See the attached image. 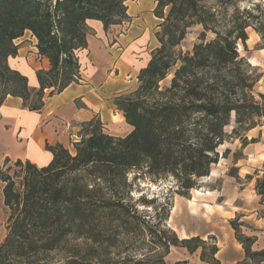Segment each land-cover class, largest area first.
<instances>
[{"label": "trees", "instance_id": "obj_1", "mask_svg": "<svg viewBox=\"0 0 264 264\" xmlns=\"http://www.w3.org/2000/svg\"><path fill=\"white\" fill-rule=\"evenodd\" d=\"M125 1L0 0V104L7 95L19 96L38 110L45 89L53 94L78 82L86 20L101 21L105 30L127 22ZM238 1L156 0L159 46L139 70L137 88L114 98L130 132L110 135L93 117L81 124L72 150L47 145L49 163L17 159L13 175L11 166H0L2 203L9 211L0 264H166L170 245L191 253L200 249L206 264H221L213 236L168 235L160 223L146 220L130 192L137 178L164 175L175 180L180 194L187 193L218 162L232 112L237 126L264 117V93H253L259 74L249 73L253 67L238 51L246 29L263 35L264 23L254 13L258 3L240 7ZM193 24L202 26L198 41L182 51L178 46ZM26 30L37 40L38 55L49 61L47 70H36L37 88L8 63ZM207 32L213 37L207 39ZM168 74L169 83L161 86ZM131 172L136 173L129 179ZM255 190L264 200V177L256 179ZM230 223L244 250L235 264L264 262V248H253L254 237L240 233L235 220Z\"/></svg>", "mask_w": 264, "mask_h": 264}, {"label": "crops", "instance_id": "obj_2", "mask_svg": "<svg viewBox=\"0 0 264 264\" xmlns=\"http://www.w3.org/2000/svg\"><path fill=\"white\" fill-rule=\"evenodd\" d=\"M125 3L130 16L127 22L105 30L101 21L86 20L87 46L77 52L78 82L53 94H49L50 88L45 89L43 105L38 110L24 106L19 96L5 97L0 104L1 167L17 159L38 166L49 163L52 153L47 145L61 143L69 148L79 139L81 124L93 117L100 119L104 131L110 135L124 136L130 132L132 127L114 104V98L137 88L139 70L146 65L150 52L159 46L155 32L160 19L153 13L156 0ZM36 42L26 30L16 39L17 54L8 59L11 68L27 76L31 88L39 85L36 70L49 68L48 59L38 55ZM247 136L259 141L245 145L246 157L258 165L264 160L260 144L264 140V123L250 127Z\"/></svg>", "mask_w": 264, "mask_h": 264}, {"label": "rangeland", "instance_id": "obj_3", "mask_svg": "<svg viewBox=\"0 0 264 264\" xmlns=\"http://www.w3.org/2000/svg\"><path fill=\"white\" fill-rule=\"evenodd\" d=\"M126 2L129 3V0ZM254 3L259 4V10L254 13L260 14V20L264 23V0L238 1L240 7ZM147 14L150 16L149 12ZM201 30V24L190 26L178 48L182 51L191 50L193 44L198 41ZM246 32L248 38L245 46L239 41L238 51L253 67L249 73L253 76L259 74L253 86V93L258 97V92L264 93V33L261 35L252 27H248ZM211 37L213 34L207 32L206 38ZM171 76L172 74H168L160 81V85H167ZM262 123L263 116L254 117L250 124L237 126L235 114L232 112L230 123L224 128L227 138L217 148L218 162L212 164L209 174L201 177L196 187L180 194L171 176H142L133 181L131 201L136 203L149 223H160V227L167 230L168 235L173 232L178 239L199 236L203 240H209V236H213L211 241L219 248L216 257L221 264H235L244 256L231 220L236 221L240 233L254 237L253 248H264V200L255 190L256 179L264 177V160L258 165L252 164L253 160H248L245 154L247 143L259 142L257 139H249L247 130L253 124L257 126ZM260 144L264 150V140ZM69 149L72 150L73 146ZM13 163L9 165L12 167L9 173L12 175L14 170L18 169ZM2 169L5 170L6 167ZM135 173L131 172L129 179H132ZM3 184L0 183V242L7 231L6 219L9 213L2 203ZM142 197L144 200L140 201ZM234 207L236 211L233 212ZM199 254L200 249L191 253L184 246L170 245L164 259L166 264L183 259L187 260L188 264H206Z\"/></svg>", "mask_w": 264, "mask_h": 264}, {"label": "bare ground", "instance_id": "obj_4", "mask_svg": "<svg viewBox=\"0 0 264 264\" xmlns=\"http://www.w3.org/2000/svg\"><path fill=\"white\" fill-rule=\"evenodd\" d=\"M189 201H191V200H189ZM193 206V205H192ZM190 207H191V204H190ZM208 207V206H207ZM210 209V208H209Z\"/></svg>", "mask_w": 264, "mask_h": 264}]
</instances>
